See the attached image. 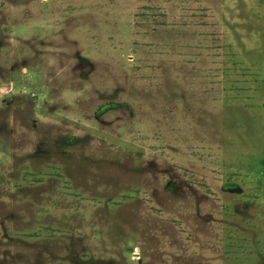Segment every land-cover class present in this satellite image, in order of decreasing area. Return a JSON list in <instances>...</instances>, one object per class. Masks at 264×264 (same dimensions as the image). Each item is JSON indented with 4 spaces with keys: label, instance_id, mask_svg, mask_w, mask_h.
Listing matches in <instances>:
<instances>
[{
    "label": "rangeland",
    "instance_id": "obj_1",
    "mask_svg": "<svg viewBox=\"0 0 264 264\" xmlns=\"http://www.w3.org/2000/svg\"><path fill=\"white\" fill-rule=\"evenodd\" d=\"M0 264H264V0H0Z\"/></svg>",
    "mask_w": 264,
    "mask_h": 264
}]
</instances>
